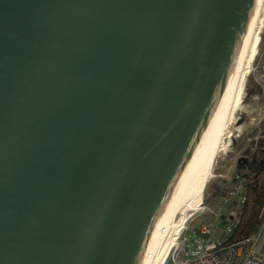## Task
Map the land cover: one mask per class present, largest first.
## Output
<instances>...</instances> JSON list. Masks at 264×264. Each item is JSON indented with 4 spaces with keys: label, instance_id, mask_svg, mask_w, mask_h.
<instances>
[{
    "label": "water",
    "instance_id": "water-1",
    "mask_svg": "<svg viewBox=\"0 0 264 264\" xmlns=\"http://www.w3.org/2000/svg\"><path fill=\"white\" fill-rule=\"evenodd\" d=\"M256 0H0V264H138Z\"/></svg>",
    "mask_w": 264,
    "mask_h": 264
},
{
    "label": "rangeland",
    "instance_id": "rangeland-1",
    "mask_svg": "<svg viewBox=\"0 0 264 264\" xmlns=\"http://www.w3.org/2000/svg\"><path fill=\"white\" fill-rule=\"evenodd\" d=\"M259 146H264V8L244 64L228 127L220 141L201 200L197 203L200 211H197L198 207L191 212L184 228L200 229L203 225H210L212 237L221 236L230 219L242 212V207L239 208V199L233 197L221 208L219 217L215 216L214 211L227 196L228 190L242 185V180L235 179V174L246 172L239 165L243 164L244 158L249 159L255 154ZM202 200L207 203L204 205ZM256 240L252 242L253 245H256ZM171 263L172 259L168 261V264Z\"/></svg>",
    "mask_w": 264,
    "mask_h": 264
},
{
    "label": "bare ground",
    "instance_id": "bare-ground-1",
    "mask_svg": "<svg viewBox=\"0 0 264 264\" xmlns=\"http://www.w3.org/2000/svg\"><path fill=\"white\" fill-rule=\"evenodd\" d=\"M263 8L264 0H256L252 19L229 84L211 122L172 182L146 236L138 264H162L175 235L185 226L191 212L199 207L197 203L201 200L220 141L228 127L231 107Z\"/></svg>",
    "mask_w": 264,
    "mask_h": 264
},
{
    "label": "built area",
    "instance_id": "built-area-1",
    "mask_svg": "<svg viewBox=\"0 0 264 264\" xmlns=\"http://www.w3.org/2000/svg\"><path fill=\"white\" fill-rule=\"evenodd\" d=\"M243 186V184L235 186L227 191V196L214 211L215 216L219 217L221 208L233 197L239 199V208L243 206L246 199V188ZM197 211H200V207ZM240 214L239 212L230 219L227 228L219 237H212L210 225L191 230L184 226L172 240L166 255L167 260L165 261V258L162 264H168L170 259H172L171 264H235L240 255L242 264H259L255 245L252 243L257 236H251L243 241L229 242L230 234L240 220Z\"/></svg>",
    "mask_w": 264,
    "mask_h": 264
},
{
    "label": "trees",
    "instance_id": "trees-1",
    "mask_svg": "<svg viewBox=\"0 0 264 264\" xmlns=\"http://www.w3.org/2000/svg\"><path fill=\"white\" fill-rule=\"evenodd\" d=\"M249 159L244 158L239 165L244 173H236L235 179L242 180L246 188V199L242 206L240 220L230 234L229 242L243 241L255 235L262 226L264 219V146ZM239 175V176H237ZM204 205L207 201H203Z\"/></svg>",
    "mask_w": 264,
    "mask_h": 264
},
{
    "label": "crops",
    "instance_id": "crops-1",
    "mask_svg": "<svg viewBox=\"0 0 264 264\" xmlns=\"http://www.w3.org/2000/svg\"><path fill=\"white\" fill-rule=\"evenodd\" d=\"M255 248H256V254L258 256L259 264H264V219H263L262 226L260 227V230L257 234ZM235 264H242L241 255L238 257Z\"/></svg>",
    "mask_w": 264,
    "mask_h": 264
}]
</instances>
